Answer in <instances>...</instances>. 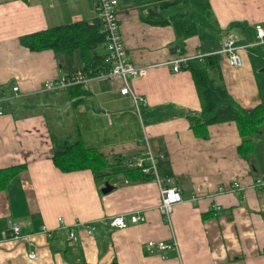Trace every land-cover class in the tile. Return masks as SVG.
Listing matches in <instances>:
<instances>
[{
  "label": "crops",
  "instance_id": "0c3cea01",
  "mask_svg": "<svg viewBox=\"0 0 264 264\" xmlns=\"http://www.w3.org/2000/svg\"><path fill=\"white\" fill-rule=\"evenodd\" d=\"M138 1L120 0L119 26L126 59L148 68L145 77L129 79L147 100L142 116L131 96L121 94V78L93 79L83 87L86 92L80 86L41 91L47 80L81 69V54L31 51L22 37L95 23L94 0H0V170L24 166L0 192V264H264V188L250 186L264 179V126L253 137L248 157L239 152L242 137L234 121L211 124L207 137H197L188 118L202 111L196 83L189 70H173L175 60L216 53L234 36L245 47L243 66L232 67L220 56L219 70L211 74L218 73L242 109L264 104V44L257 45L264 0H197L213 20L182 46L173 26L144 21L142 12L150 6ZM99 51L104 54L105 48ZM69 117L72 121L65 122ZM145 134L164 157L160 176L183 198L171 225L159 210V184L125 176L144 152ZM55 140H82L97 148L109 159L111 176L97 183L89 170L62 172L52 160ZM107 181L114 189L104 194ZM235 182L243 188L234 191ZM128 213L146 216V222L125 229L111 225ZM11 222L21 225V239L10 238ZM76 224L81 225L74 245L68 234ZM87 225L95 226L93 234ZM173 238L178 248L164 255L147 247L150 240Z\"/></svg>",
  "mask_w": 264,
  "mask_h": 264
},
{
  "label": "trees",
  "instance_id": "16d2710c",
  "mask_svg": "<svg viewBox=\"0 0 264 264\" xmlns=\"http://www.w3.org/2000/svg\"><path fill=\"white\" fill-rule=\"evenodd\" d=\"M147 4V12H142L144 21L155 26H173L179 45L200 33L205 24L197 20L190 0H140ZM101 22H76L53 27L22 37V44L31 51L53 50L57 54H73L79 51L84 68L89 75L95 77L100 69L109 70L105 62V53L99 49L104 47V37L100 33ZM219 55H205L201 58H190L182 67L193 75L199 95L202 100L200 114L189 115L191 127L197 137L205 138L208 126L215 123L234 121L237 123L242 145L239 152L245 157L254 149L253 137L264 126V104L252 110L239 107L229 96L224 84L219 81L217 74L211 70H219ZM109 81V80H108ZM80 85L81 91L86 92ZM53 163L62 172L89 170L95 181L101 183L111 175L109 159L97 148L85 146L82 140L54 141ZM122 163V161H120ZM24 166H15L0 170V192L6 190ZM131 181H145L152 177L144 175L140 169L133 168L125 172ZM112 264H118L114 261Z\"/></svg>",
  "mask_w": 264,
  "mask_h": 264
},
{
  "label": "built area",
  "instance_id": "2783aa9c",
  "mask_svg": "<svg viewBox=\"0 0 264 264\" xmlns=\"http://www.w3.org/2000/svg\"><path fill=\"white\" fill-rule=\"evenodd\" d=\"M95 8L98 14V18L101 22L100 33L104 37V48H105V62L109 65V70L100 69L95 77L89 75V72L85 70L84 65L78 71L72 74H64L59 77L47 80L42 87V92L45 93H56L61 91H66L70 88L76 86L87 87L88 83L93 79L101 80H113L115 78H121L123 81V87L121 88L122 95H130L133 102L135 110L139 116H142V109L147 105V100L144 96L136 93L129 82L130 78H141L145 77L147 74V67H140L126 59L125 45L123 42V37L119 26V7L120 0H94ZM257 39L259 43L257 45L264 44V29L261 25H257ZM245 47L238 46L236 44V38L234 36H229L223 40L222 46L216 53L210 55H219L227 58L229 65L232 67H241L244 64L243 58L241 56V51ZM203 54H198L194 58H201ZM189 58H179L174 61V72L178 73L182 70V64L186 63ZM15 92L19 90L16 86L13 88ZM142 144L144 145V152L134 158L132 162L133 168L140 169L144 175L151 176L153 180L159 184L160 189V206L159 210L165 217V221L171 225V215L173 209L176 205L183 202L182 195L179 190L175 187L168 186L158 172L159 160L164 158L162 154H157L152 147L150 138L145 134L142 139ZM253 188H264V179L257 178L250 185ZM243 185L241 183L235 182L233 184V190L242 189ZM199 197H195L192 201L198 202ZM214 209L219 210L220 207H214ZM146 216H142L139 213H128L127 215H119L112 219L111 225L120 229H125L128 227L129 223L136 224L146 222ZM62 220V219H60ZM81 224H76L75 227L69 229L68 240L72 244H76L79 241L75 229ZM89 234H93L95 231L94 225H87ZM10 238L17 240L22 238V228L17 222H11L9 225ZM42 232L46 233L51 237V233L46 227L42 228ZM147 247L151 252L157 251L159 253H166L170 249H177V242L173 238L171 241L163 240H150L147 243ZM29 258L35 259L36 253L34 251L29 252Z\"/></svg>",
  "mask_w": 264,
  "mask_h": 264
},
{
  "label": "rangeland",
  "instance_id": "374dc122",
  "mask_svg": "<svg viewBox=\"0 0 264 264\" xmlns=\"http://www.w3.org/2000/svg\"><path fill=\"white\" fill-rule=\"evenodd\" d=\"M192 3H193V5H194V8H193V10H194V12L196 13V16H197V20L199 21V22H201V23H206V25H208V27H209V24H211L212 23V20L213 19H207V11H205L204 10V8H203V6L199 3V2H197V0H190ZM94 3H95V1H94ZM95 6H96V4H95ZM241 28V27H240ZM248 33V35H249V37H251V38H254V32L253 31H251L250 33L249 32H247ZM255 36H256V34H255ZM262 49V53L264 54V48H261ZM264 74V73H263ZM261 76H259V78H260ZM262 78V80H264V76H262L261 77ZM261 79H259V81H262ZM260 85H262V83L260 84ZM72 121V117H69V118H65V122H71ZM53 122H55V121H53ZM57 132V131H56ZM58 133V132H57ZM58 135H59V133H58Z\"/></svg>",
  "mask_w": 264,
  "mask_h": 264
},
{
  "label": "water",
  "instance_id": "95a60500",
  "mask_svg": "<svg viewBox=\"0 0 264 264\" xmlns=\"http://www.w3.org/2000/svg\"><path fill=\"white\" fill-rule=\"evenodd\" d=\"M114 189V187L107 181L105 183V186L102 188V193L107 194L111 192Z\"/></svg>",
  "mask_w": 264,
  "mask_h": 264
}]
</instances>
